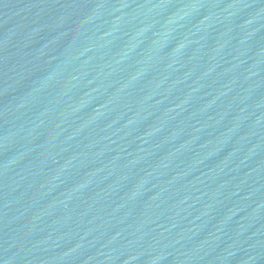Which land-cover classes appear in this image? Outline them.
Segmentation results:
<instances>
[{"label":"water","instance_id":"95a60500","mask_svg":"<svg viewBox=\"0 0 264 264\" xmlns=\"http://www.w3.org/2000/svg\"><path fill=\"white\" fill-rule=\"evenodd\" d=\"M0 264H264V0H0Z\"/></svg>","mask_w":264,"mask_h":264}]
</instances>
